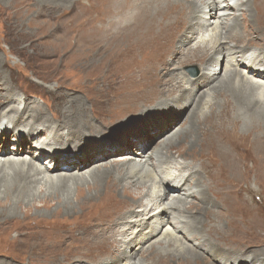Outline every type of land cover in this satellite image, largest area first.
Masks as SVG:
<instances>
[{
	"label": "bare ground",
	"instance_id": "6f19581e",
	"mask_svg": "<svg viewBox=\"0 0 264 264\" xmlns=\"http://www.w3.org/2000/svg\"><path fill=\"white\" fill-rule=\"evenodd\" d=\"M13 1L16 3V0ZM33 1L40 7L45 5L62 7L77 2L76 0ZM180 1L124 0L121 10H113L110 7L103 13L98 11L99 7L95 2H89L87 5L91 15L84 27L86 36L81 35L83 43L92 41L98 45L114 40L118 49L116 48L113 53L110 51V57H118L117 53L122 49L121 64L128 61L126 48L139 42L144 37V33L150 37L146 47L158 42L160 48L166 41L165 46L173 41L174 45L164 54L162 48L158 56L153 54L149 60L147 59L141 72L130 76L132 87L127 96L124 92H120L113 97L112 104L116 101L119 109L140 103L147 104L146 102L151 104L149 108H144V112L136 111L137 114L129 117L128 119H131L127 123L119 125L118 123L124 121L106 119L99 114L98 124L91 123V127L83 131L82 115L87 114L88 111L85 104L81 103L66 114L65 110L63 114L60 111L58 117L50 118L51 122L48 125L52 126H44L42 120L44 115L37 113V108L41 105L25 99L28 93H25V97L20 94L14 95L17 86L13 89L14 94L11 93L10 86L14 84L6 79L1 82L0 191L5 194L8 201L30 205L35 204L36 199L41 197L44 201L59 199V203L63 200L69 205L67 210L73 211L75 208L65 195L69 191L68 187L76 185L79 190L78 203L84 196L83 202L86 203V207L90 206L91 211L96 199H102V196L113 189H110L106 183L108 179L113 181L111 176L119 181V187L114 188L116 193L134 197L133 201H127L122 196L121 199H115L105 210L106 214L104 213L102 223L98 226L100 247L103 248L102 243L110 244L111 257L99 255L94 259L91 257L84 259L85 262L78 263L70 261L72 254L61 252L62 247L52 250L45 246L44 254L48 259L61 253L66 259L64 264H151L153 261H146L143 256L147 254L150 257V254L157 250L159 253H167L166 258L160 260L163 264H185L183 258L200 260L206 264L204 256L210 261L207 264H264V248L261 250L254 242L259 238L256 239L248 232L244 221L252 219V226L264 222L261 217L247 213V210L240 208L238 215L234 211L241 201L236 191L241 183L236 179L226 181V188H222L224 190H221L220 194H216L211 186L216 182L219 172L223 170L224 147L228 138H215L214 148H211V151L203 152L195 159L188 158L191 151L199 149V143L208 136V133L204 134L203 138H200L201 133L198 136V132L207 125L205 118V121H202L204 124L200 122L199 126L194 125L192 118L196 112L194 109L199 102L201 105H208L213 95L225 93L233 97L235 102L232 101V110L236 114L234 120L238 122L239 128L241 121L245 120L240 116L241 114L253 118L249 125L241 129L250 130L251 126L264 128V47L238 46L235 42H241V38L235 42L228 40L230 34L226 29V21L236 18L233 27L240 25L238 18L242 20L244 18L249 5L247 0H185L187 3L185 8L183 7L179 14H176L182 16L179 23L181 26L179 29H173L176 20L169 14L171 9L168 8L182 7ZM189 9L191 12H186L184 16L183 10L189 11ZM80 11L78 12L77 9V15H80ZM140 21H144V26H138ZM240 28L242 29V26L236 27L241 30ZM262 28H264V20L257 26H251V33L259 32ZM117 31L119 33L113 36ZM120 35L123 37L117 39ZM75 36L72 35L73 38ZM258 36L264 39V35L259 33ZM129 50L128 52H131V49ZM137 52L139 58L142 48ZM192 54L202 56L205 60L200 64L201 72L195 78H189L187 74L177 69V65L190 57L195 58ZM137 58L134 60L131 58L133 61L131 60L130 72L135 69L136 65L133 62ZM107 59L101 58L100 62L105 63ZM151 59H156L153 67L150 66ZM190 63L193 62L187 64ZM218 77L220 80L215 81ZM77 97L75 96L74 100ZM202 97L206 98L204 102ZM55 107L60 108L58 103L54 104L51 107V114H54ZM116 111L109 109L111 114ZM33 115L36 120L32 118ZM185 119H189L192 124L184 129L180 126ZM255 121L257 124L254 123ZM129 131L132 132L131 135L136 131V135L132 136L136 139L129 141V137L126 136ZM187 132H191L192 136L184 137ZM38 136L41 139H38ZM263 136L261 134L259 137ZM159 138L156 148L150 150L151 143ZM181 138L184 139L186 156H174L166 147H177ZM258 142L260 149L254 157L260 156V161L263 163L264 149L261 150V141ZM130 146L133 148L130 149ZM129 151L133 154L130 155ZM119 154L123 156L128 154L129 157L118 159L116 156ZM43 158H48L51 165L44 164ZM236 158H232L228 164L230 171L235 170ZM242 158H248L245 152ZM98 162L101 164L97 165ZM68 170L74 171L65 172ZM257 172L262 180L264 171L257 170ZM243 184L247 203L254 206L251 209L264 211L262 186L254 179L246 183L244 181ZM38 187L42 188L43 195L38 192ZM61 197L65 198L61 199ZM257 199L262 203L261 205L256 202ZM195 202L198 204L200 202L202 209H188L187 206L192 207ZM257 234L264 235L263 230L258 229ZM168 248L169 250H166ZM139 254L141 257L137 258ZM32 260L35 263V260ZM41 261L40 264H43ZM0 264L13 263L0 259ZM44 264H58V262L45 261Z\"/></svg>",
	"mask_w": 264,
	"mask_h": 264
},
{
	"label": "rangeland",
	"instance_id": "374dc122",
	"mask_svg": "<svg viewBox=\"0 0 264 264\" xmlns=\"http://www.w3.org/2000/svg\"><path fill=\"white\" fill-rule=\"evenodd\" d=\"M76 1L77 2H74L71 5L67 4L66 6L62 7L50 5L40 7L33 0H16V3L13 0H0V84L1 82H4V79H6L11 84H14L10 86L11 93L14 94L13 89L17 86L14 95L20 94L22 97H25V93H28L25 99H29L35 103L38 102L37 104H40L41 107L37 108V113L44 115L42 117L44 126H52L48 125L51 122L50 118L53 116H55V118L58 117L60 111L63 114V110H65L66 114L69 110L73 111L77 105L81 103L85 104L88 111L87 114L82 115L84 119L82 128L83 131L88 130L87 128L91 127V123L96 125L98 124L97 121L99 122V114H102L104 117H106V119L123 120L124 122L118 123L119 125L127 123V121L131 119H128L129 117L136 115L138 111L144 112V108H149L151 104L146 102L147 104L140 103L136 106H129L119 109L116 105V101L112 104L114 101L113 97L120 92H124L125 96H127L129 90L132 87V79H130V76L137 75L139 72H141L146 62L153 56V54L158 56L162 48V54H164L171 46L174 45L173 41L165 46L167 43L166 41L162 46H160V48H158V42L153 44L151 47H146L145 45L149 44L148 42L150 41V37L144 33V37L140 39L139 42H136L134 45L131 44L129 45L131 47L128 46L129 48H126V60L128 58V61L127 63L124 62L121 64L122 58L120 57L122 56V49L117 53L118 57H110V54L113 53L116 48L118 49L117 45L114 44V40H108L98 45L92 41L84 44L83 37L81 35L86 36L84 27L88 21L89 15H91V12L87 7L89 2H95V4H97L99 7V10H97L103 13L106 12L110 7L113 10H121L124 0H114V2L113 0ZM247 2L249 5H247L248 9L244 14L243 20L242 18H238L241 24L237 26H242V29L240 28L241 30L236 29L237 26L233 27V22L236 21V18L228 20L229 22L226 21V29L230 34V38L228 40L235 42L241 38V42H235L238 46L253 45L264 47V39L258 36L259 33L264 35V28H262V32L259 31L254 32V34L251 33V26H257L262 22V20H264V0H247ZM80 3H83V5ZM180 3L182 7L172 6L168 8L171 9L169 14L175 17L176 20L173 29L180 28L181 25H179V23L182 20V16L176 14H179V11L182 10L183 7L185 8V5L187 4L185 0H181ZM74 6L78 7L75 9ZM186 8H190V6H186ZM77 9L78 12L81 10L80 15H77ZM183 11L184 12H182V14L184 16H186V12H191L190 9L189 11ZM71 12L75 14H72ZM252 23L255 25H251ZM139 25L144 26V21H140L138 26ZM173 29L171 28L170 31ZM80 30H82V32ZM122 32H126V30H122ZM116 33L118 34L119 32H115L113 36H116ZM73 34L77 37L75 36L73 38ZM121 37L123 36L120 35L117 37V39H120ZM164 38L165 36H163V39ZM171 38L172 36L170 39ZM105 46H107V48ZM141 48L142 54L139 56V58H137L139 54L137 51H139ZM129 49H131V52H128L130 51ZM194 57L195 58L190 57L186 61L177 65V69L187 74L189 78H195L200 74V64L205 61L202 56L197 55ZM101 58L108 59L105 63H103V61L100 62ZM131 58L133 60L134 58H137V60L133 62L136 65L135 69L130 72V64H132L133 61ZM155 61L156 59L150 60L151 67L155 65ZM189 62L193 63L187 64ZM183 64L187 65L185 66ZM218 80H220L219 77L215 81ZM170 82L173 83L171 80ZM75 96L78 97L74 100ZM205 99V97H202V102H204ZM232 101L235 102L231 95L220 93L213 95V98L209 99L210 105H201V102L196 105L194 109L196 112H194L195 114L192 117L194 120V125L199 126L201 123H203L202 121L205 120V125H207L198 132V136L200 133V138H203V135L207 133L208 136L206 139H204V141H201L202 143H199V149H194L191 151L188 158L190 157L191 159H195L196 157L200 156L201 153L211 151L214 148L215 138H228L224 147L225 157L223 170L222 172H219V176H217L215 179L216 182L212 183L211 186L215 190L216 194H220L226 188V181L229 182L232 179L238 180L241 184L236 191L239 193L241 201L234 208L235 213L238 215V210L241 208L244 211L247 210V213L261 217L262 222H264L263 209H258L256 211L252 210L251 208L254 206H252L251 203H247V196L243 193L244 181L246 183L248 180L252 179H254L264 189V176L261 180L257 175V170L260 172L264 171V161L263 163L260 161V156H258V158L254 157L255 153L260 149V144L258 141H261V150L264 149V136L259 137L261 134L264 135V128L249 126L250 130L241 129L244 126L249 125L250 121L253 120V118L247 117L244 114L240 115L245 120L241 121L239 128L238 122L234 120L236 114L232 110ZM57 103L60 108L58 109V107H55L54 114H51V107ZM109 109H115L117 111L111 114ZM136 111L137 113H135ZM32 118L36 120L35 115H33ZM210 121L213 122L210 123ZM32 122L35 123V121ZM208 123H210V125ZM254 123L257 124V121ZM182 124L180 127L185 129L189 127L192 122L189 121V119H185ZM135 132L136 131L133 133L134 135H136ZM131 133L129 131V134L126 135L129 137V141L136 139L132 137L134 135H131ZM39 136L37 138L41 139ZM190 136H192L191 132H187L184 135L186 138ZM180 140L181 141L177 147H166L167 150L172 151L171 153L174 156H186L184 139L181 138ZM159 141L160 138L151 143L152 145L150 144V150L156 148ZM129 148L131 149L133 147L130 146ZM244 152L248 156L246 159L242 158ZM129 153L130 155L133 154L130 151ZM116 157L118 159H122L124 157H129V155L127 154L126 156H123L119 154ZM235 157H237L235 161V170L230 171L228 164L230 160ZM42 161H44V164L48 166L51 165V162L48 158H43ZM100 162L105 163L106 161ZM100 162L96 164L99 165L101 164ZM55 171L59 172L57 170ZM73 171L74 170H68L65 172L71 173ZM111 179L113 181L108 179L106 183L110 189L113 188V191H109L110 193L107 192L100 200L96 199V202L92 204L93 209L91 211L90 206L86 207V203L83 202V200H85L84 196H82L83 199L82 197L80 198L81 204L78 203L79 190L77 189L76 185H73V187H68L69 191L65 195L68 198V202L72 203L73 208H75L73 211L71 209L67 210L69 205L63 200L59 203V199L44 201L43 197H41L36 199L35 204L30 205L29 203L19 204L17 201L10 202L7 200L5 194L0 191V213H2L0 214V259L3 261L12 262L13 264H30L33 263L32 259L35 260V263L33 264H40V260L43 261H41L43 264L45 261L55 260L58 262V264H64V262H66V259L62 257L63 255L61 253L48 259L44 254L45 246L52 250H57L59 247H62L63 249L61 252H69V254H72L69 260L78 263L85 262L84 259H91V257L94 259L99 255L100 257L106 256V258L111 257L112 251L110 250L111 248H109L110 244L105 245L102 243V247L104 249H101L100 247V241L98 239V226L100 223H102V217L106 214L105 210L115 199H121L123 197L127 199V201L134 200V197L131 195L123 196L116 193L114 188L116 186L119 187V181L113 179L112 176ZM37 189L38 192L43 195L42 188L38 187ZM62 198L64 199L65 197H61V199ZM256 202L260 205L262 204L258 199ZM61 203L64 205H61ZM200 204V202L199 204L195 202L192 207H190V205L187 207L188 209L200 210L202 209ZM28 208L29 210H27ZM101 212L103 214H101ZM244 224H247L246 228L252 236L256 237V239L259 238L258 241L254 240V242L257 243L262 250L264 248V235H258L257 231L258 229H261L264 233V223L252 226L251 219L250 221H244ZM87 225L92 227L90 228ZM88 229L90 230L88 231ZM85 233L88 235L86 236ZM53 243L55 247L54 249ZM32 244L33 246H30ZM166 250H169V248ZM141 252L143 253L144 249ZM141 252L140 254H142ZM140 254L137 256V258L141 257ZM166 256L167 253H159V251L154 250L150 254V257H148L147 254H145L143 257L146 258V261H153L151 264H163L160 262V260L162 261L166 258ZM204 260H206V264L210 262L206 256H204ZM183 261L185 264H203V262L200 260L192 261L188 258H183Z\"/></svg>",
	"mask_w": 264,
	"mask_h": 264
}]
</instances>
